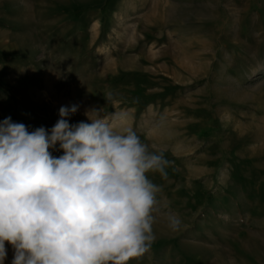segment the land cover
I'll return each instance as SVG.
<instances>
[{"label":"rangeland","instance_id":"1","mask_svg":"<svg viewBox=\"0 0 264 264\" xmlns=\"http://www.w3.org/2000/svg\"><path fill=\"white\" fill-rule=\"evenodd\" d=\"M71 104L172 162L129 264H264V0H0V121Z\"/></svg>","mask_w":264,"mask_h":264},{"label":"clouds","instance_id":"2","mask_svg":"<svg viewBox=\"0 0 264 264\" xmlns=\"http://www.w3.org/2000/svg\"><path fill=\"white\" fill-rule=\"evenodd\" d=\"M78 109L61 106L51 129L0 121V264L6 243L11 264H129L150 250L161 188L148 173L172 162L96 110L70 124Z\"/></svg>","mask_w":264,"mask_h":264}]
</instances>
